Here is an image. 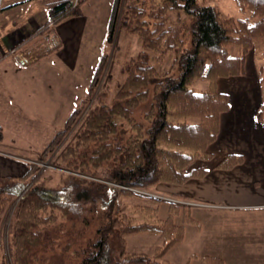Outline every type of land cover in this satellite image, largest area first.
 Instances as JSON below:
<instances>
[{
    "label": "trees",
    "instance_id": "16d2710c",
    "mask_svg": "<svg viewBox=\"0 0 264 264\" xmlns=\"http://www.w3.org/2000/svg\"><path fill=\"white\" fill-rule=\"evenodd\" d=\"M128 1H123L122 8V0L112 1L106 42L111 41L116 17L121 14L120 27L140 36L142 51L126 63V77L113 101L102 103L106 93L99 95V91L88 109L87 101H80L37 156L38 160L49 156L69 133L68 143L53 159L54 166L65 171L58 174L56 185L33 182L16 205L11 227L12 264H171L164 255L183 237L182 225L175 224L173 218L180 213L184 223L193 222L188 205L169 201L167 216L158 219L160 198L148 195L152 203H132L138 213L134 217L126 205L113 209L115 197L120 192L131 199L142 195L135 188L158 183L180 185L207 173L198 162L212 159L207 148L218 134L220 113L228 108V96L218 90L217 80L242 73L246 51L256 39L264 40V0H234L239 9L250 11L245 17L223 16L215 5L200 0H148L149 15L157 21L151 30L139 21V0ZM83 2H53L46 10L47 23L13 51L48 30L49 24L80 15ZM180 10L189 21L171 27L167 24L169 12ZM175 20H179V13ZM184 36H189L185 48ZM231 43L242 48L240 55L229 54L227 45ZM167 52L175 53L171 69L178 65L176 77H158L156 66L149 62V55L155 54L156 63H161ZM102 59L103 54L97 59L89 88L97 82ZM195 80H207V89H192ZM150 90L157 97L155 102L150 100ZM148 100L143 119L149 124L144 127L132 115ZM263 109L264 102L256 110L257 119L262 118ZM123 122L132 132L128 137ZM241 161L240 155L229 154L215 167L230 169ZM37 169L27 163L23 175L0 178V217ZM141 210L146 216L137 220ZM94 220L99 224L93 237L79 240ZM141 232L161 234L163 243L150 253L127 252L126 236ZM204 260L206 264H221L219 258L206 256Z\"/></svg>",
    "mask_w": 264,
    "mask_h": 264
},
{
    "label": "crops",
    "instance_id": "0c3cea01",
    "mask_svg": "<svg viewBox=\"0 0 264 264\" xmlns=\"http://www.w3.org/2000/svg\"><path fill=\"white\" fill-rule=\"evenodd\" d=\"M48 4L49 0H0V177L23 175L24 158L41 152L66 118L56 109L60 105L54 95L59 91L52 85L65 66L77 62L82 9L76 16L81 21L70 20L62 30L58 23L53 25L57 47L35 50L48 52L38 60L21 64L11 54L47 20ZM252 70L245 77L218 80L228 108L220 113L218 134L207 148L212 159L198 162L207 173L169 186L174 199L187 202L193 219L184 223L180 213L178 222L173 218L182 225L183 237L164 255L171 264H206V256L219 258L221 264H264V109L261 119L255 116L264 102V86ZM60 81L70 84L66 77ZM229 154L240 155L242 161L230 169L216 168ZM162 243L163 239L151 246Z\"/></svg>",
    "mask_w": 264,
    "mask_h": 264
},
{
    "label": "rangeland",
    "instance_id": "374dc122",
    "mask_svg": "<svg viewBox=\"0 0 264 264\" xmlns=\"http://www.w3.org/2000/svg\"><path fill=\"white\" fill-rule=\"evenodd\" d=\"M55 1L57 0H49L48 7L52 5V3ZM112 1L113 0H85V2H83V4L81 5V9L83 11L82 14L84 16V28L81 31V34L79 35V40H78L79 46L77 51L78 54L76 57L77 62L76 64H73V67L65 66L59 72L55 84L52 85V89H56L59 91L58 95L57 94L54 95V101L58 100V103L60 105L56 109L57 111H59L60 115H63L64 117H67L69 112L73 109V107L78 105L80 101H82L83 99H85V102L87 101L85 107L86 109L92 106L96 102V100H94V95H96L98 91L99 92L97 94L99 95L103 92L106 93L105 96L106 98H103L102 103L109 104L110 102H112L114 99L113 96L115 92L118 90L119 85L126 77V72H125L126 63L133 58H137V55L142 51L143 47L141 46L142 41L140 36L136 32H130L120 27L121 18H122L121 14H118V16L116 17L111 41L106 42V36L108 32V21H109ZM123 1L125 0H122L121 8L123 6ZM77 2L78 0H73V5L76 4ZM126 2L129 1L126 0ZM200 2L215 5L223 16L245 17V16H249L250 13L248 9L246 10L239 9L235 5L234 0H200ZM132 5H136V3L135 4L133 3ZM136 6H137V10L139 9V12L141 13L139 16V21L144 23L142 25L144 26L145 29L151 30L153 28L154 23L157 21L152 17H150L149 15L151 9L150 2L148 0H139ZM177 13H179L178 21L175 20ZM75 18L77 17L69 16L63 18L62 20L57 22L58 23L57 26H59V28L61 27L62 30V26L64 24L68 23L70 20H73ZM75 20L81 21L82 19L77 18ZM188 21H189L188 18L186 17V15L182 10L170 11L167 17V24L170 25L171 27L173 26L179 27L181 24H186ZM45 23H47V20L44 22V24ZM53 25L54 24H49L48 30L41 32L39 35H37V37H34L29 43L19 48L18 50L11 51L12 52L11 54H14L16 57H19V54H22L23 56L28 57L29 60H31L29 63L31 64L32 62L38 60V58H40L41 56L48 53L45 52V54H42L35 52V50L38 51L41 48L43 49L48 48L51 49L48 51H52V48L57 47L56 45L57 42L59 41V38H57L54 32L51 31ZM185 35L188 34L186 33ZM188 37L189 36H184L185 44L183 45V48H185L188 44L189 41ZM69 44H71L70 40L67 41L66 47H69ZM27 45H30V49H28L30 50L29 52L27 51ZM227 49L229 54L233 56L240 55L242 53V48L234 43L228 44ZM101 54H103V59L97 74L98 75L97 82L95 81L94 87L92 86L89 88L93 69L95 67L98 57ZM149 56H150L149 62L152 63L154 66H156L158 77L159 76L176 77L178 75V65H175V67L171 69L175 56L174 52H167L161 63H156L157 57L155 54ZM252 68L256 73V77L258 78L257 79L258 83L263 84L264 86V40L259 38L252 42L251 47H249L245 53L243 72L240 73L239 75L230 76L227 78L244 76L245 72H250L249 70L250 69L252 70ZM110 76L111 78L110 80H108V77ZM65 77L69 79V83H70L69 85H65L60 81V79H63ZM223 78L225 77L218 78V80ZM107 80L108 83H106ZM191 86H192L191 88L196 90L197 92L203 91L207 89L208 82L207 80H195L193 81ZM88 88L90 89L89 93H88ZM150 100L152 102H155L157 100V97L153 91L150 92ZM261 104L262 103H260V105ZM148 105H149V100L146 103L141 104V106L137 110H135L132 115L134 121L141 123L142 125H144V127H146L147 124H149V122L146 119H143V113L145 112ZM81 117L82 114L81 116L77 117V121L75 122V124L79 123ZM120 121L122 120H119V122ZM122 128L124 130L125 136L128 137V135L132 133L129 130L127 124H125L124 122L122 124ZM68 137H69V133L65 135L64 137L65 140L63 139L64 142L61 141V143L55 148V150L51 154H49V156L44 157L41 160H38L37 156L43 152V150L47 147L48 144L34 158H24V160H26L27 163H31L35 165V167L38 168L37 169L38 171L35 174H32L27 179L28 181L27 186L23 188V190H21L18 195L13 197L12 202L7 207L3 215L0 217L1 218L0 219V264L2 263L12 264L11 227H12V223L15 220L17 203L23 197V195L26 193V190L33 182L36 181L43 183L45 182V184L48 185H56L59 179L58 174H60V172L64 170L57 166H54L53 159L55 155L62 149V147L68 143L67 142L69 140ZM6 177H10V176H6ZM106 183L108 185H114L113 182H106ZM170 185L172 184L158 183L153 187L135 188L143 193H141L142 195L140 194L141 196L132 197L131 199L130 198L126 199L119 192L116 194L113 209L114 210L116 208L119 209L123 205H126L125 207L126 210L132 211L131 215L134 216L138 213L136 212L137 210L132 207V203L133 202H138L139 204L152 203L151 199L147 197L148 196L147 194L150 193L151 196L154 197L158 196V198L161 197L160 200L157 201L158 211L156 217L158 219H164L167 216L169 201L180 205H188L186 201L177 200L174 199L175 198L174 196H171L173 194L169 193V190H171V188L169 187ZM117 188L119 189L120 187L117 186ZM134 198H138V199H134ZM141 212L143 213H140L138 216H136L137 220H142V216L143 217L146 216L144 215V210H141ZM174 220L178 222L179 218L176 216ZM98 224H99V220L98 221L94 220V222H90L89 225L84 229L83 234L78 239L79 240L81 239L82 241H86L88 237H93V230L96 228ZM145 237H149L151 238V240L147 241L145 240ZM126 238L129 244L127 247V252L137 251V252L150 253L154 249L151 245L158 243V241H161L163 239V236L161 234L141 232L137 234L127 235ZM120 263L124 264L123 262Z\"/></svg>",
    "mask_w": 264,
    "mask_h": 264
},
{
    "label": "built area",
    "instance_id": "2783aa9c",
    "mask_svg": "<svg viewBox=\"0 0 264 264\" xmlns=\"http://www.w3.org/2000/svg\"><path fill=\"white\" fill-rule=\"evenodd\" d=\"M18 61L21 63V64H29L31 60H29L28 57H25L23 56L22 54H19V57H17ZM134 191H137V192H140L139 190L137 189H133ZM140 193H143V192H140ZM146 194V193H145ZM147 195H151L150 193H148ZM156 197V196H155ZM158 197V196H157ZM161 198V197H159Z\"/></svg>",
    "mask_w": 264,
    "mask_h": 264
}]
</instances>
